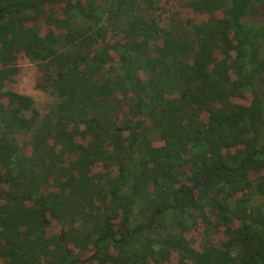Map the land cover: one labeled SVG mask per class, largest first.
Returning <instances> with one entry per match:
<instances>
[{
  "label": "trees",
  "instance_id": "1",
  "mask_svg": "<svg viewBox=\"0 0 264 264\" xmlns=\"http://www.w3.org/2000/svg\"><path fill=\"white\" fill-rule=\"evenodd\" d=\"M157 1L0 0V264H264V0Z\"/></svg>",
  "mask_w": 264,
  "mask_h": 264
},
{
  "label": "rangeland",
  "instance_id": "2",
  "mask_svg": "<svg viewBox=\"0 0 264 264\" xmlns=\"http://www.w3.org/2000/svg\"><path fill=\"white\" fill-rule=\"evenodd\" d=\"M183 1L184 0L157 1V5H159L160 8L156 9L155 15L162 26H165L167 23H169L171 18L170 16L172 15V8L178 6V4H181ZM261 51L264 54V46ZM16 63L19 67V72L15 76L14 81L10 82L5 87V89L32 96V98L34 99V107L41 111H44L54 101L55 96L52 95L50 91H47L40 86L43 81V77L39 74L37 62L33 61L23 54H20L17 58ZM25 114L29 116L31 115V111H26ZM257 200L259 199L257 198ZM140 208L141 206H135L134 210L139 211ZM172 216V212H169L166 214L165 218L167 217V220H170ZM159 242H161L160 239L158 240V243ZM73 252L76 257L88 259L89 250H85V252H77L76 250H74Z\"/></svg>",
  "mask_w": 264,
  "mask_h": 264
},
{
  "label": "flooded vegetation",
  "instance_id": "3",
  "mask_svg": "<svg viewBox=\"0 0 264 264\" xmlns=\"http://www.w3.org/2000/svg\"><path fill=\"white\" fill-rule=\"evenodd\" d=\"M125 227H126V225H123L122 228H125ZM119 233L122 234L121 232H119ZM126 234H129V230L126 231ZM73 258H75V259L77 258V259H79V261H81V262H84V261L87 260V258L76 257L74 253H73ZM88 258H89V257H88Z\"/></svg>",
  "mask_w": 264,
  "mask_h": 264
},
{
  "label": "water",
  "instance_id": "4",
  "mask_svg": "<svg viewBox=\"0 0 264 264\" xmlns=\"http://www.w3.org/2000/svg\"><path fill=\"white\" fill-rule=\"evenodd\" d=\"M119 129H121V128H119Z\"/></svg>",
  "mask_w": 264,
  "mask_h": 264
}]
</instances>
